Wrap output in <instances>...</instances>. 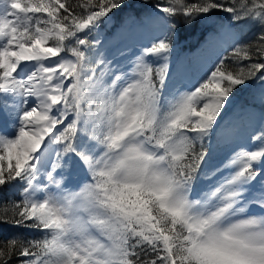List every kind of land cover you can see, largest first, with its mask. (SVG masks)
<instances>
[{"label":"snow or ice","instance_id":"6c2138e0","mask_svg":"<svg viewBox=\"0 0 264 264\" xmlns=\"http://www.w3.org/2000/svg\"><path fill=\"white\" fill-rule=\"evenodd\" d=\"M145 6L102 38L131 0H0V225L37 230L0 264H264V0Z\"/></svg>","mask_w":264,"mask_h":264},{"label":"trees","instance_id":"16d2710c","mask_svg":"<svg viewBox=\"0 0 264 264\" xmlns=\"http://www.w3.org/2000/svg\"><path fill=\"white\" fill-rule=\"evenodd\" d=\"M156 2L157 0H131V8L114 10L113 13H110L111 25L107 23L102 24L100 27L101 37H111L113 32L118 30L126 21L134 24V19H130V17L138 18L139 15H143L147 12H150L151 8L146 7L145 5L150 6L151 4ZM225 15L226 14L221 12L218 14V18L223 19ZM209 30L210 28L200 23H197L192 26L181 23L179 27L180 39L176 42L175 49L173 52H176L181 55H187L191 53L196 47V45H198L204 39V34L207 33ZM247 35L249 39L252 38L251 32H249ZM229 52H231V49L229 50ZM226 63H231V61H227ZM242 63L247 64L248 61H242ZM249 91L250 89H245L241 93L240 99H245ZM20 200V186L15 182H13V184L0 187V212L4 211L5 206H9L12 202H19ZM12 235L20 236L25 239H33L37 237V230L25 226H15L11 224L0 225V239H4Z\"/></svg>","mask_w":264,"mask_h":264},{"label":"rangeland","instance_id":"374dc122","mask_svg":"<svg viewBox=\"0 0 264 264\" xmlns=\"http://www.w3.org/2000/svg\"><path fill=\"white\" fill-rule=\"evenodd\" d=\"M109 25L110 21L108 22ZM134 24L129 23L128 21H126L118 30H116L115 32H113L112 36L114 35H118L119 33L131 28ZM206 36V33L204 34ZM111 36V37H112ZM103 38V37H102ZM205 38V37H204ZM204 44V39L198 44L196 45V47L194 48V50L189 53V54H185V55H181L178 54L176 52L172 53V64L173 66H175L177 61L180 60H185V59H192L193 57H198L201 55V46ZM55 59V58H52ZM217 58L213 57L211 60H208L207 63H205L202 67V69L200 71H198L195 75V77L193 78L194 82L195 81H203V77L205 76V74H209L210 75V70H214L213 66L216 63ZM47 63V61H45ZM247 147L249 148H253L255 150H258V146L256 144H253L251 141H247L245 142Z\"/></svg>","mask_w":264,"mask_h":264}]
</instances>
